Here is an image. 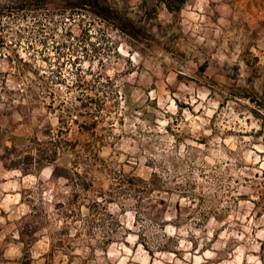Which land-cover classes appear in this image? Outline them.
<instances>
[{
  "label": "rangeland",
  "instance_id": "1",
  "mask_svg": "<svg viewBox=\"0 0 264 264\" xmlns=\"http://www.w3.org/2000/svg\"><path fill=\"white\" fill-rule=\"evenodd\" d=\"M0 264H264V0H0Z\"/></svg>",
  "mask_w": 264,
  "mask_h": 264
},
{
  "label": "trees",
  "instance_id": "2",
  "mask_svg": "<svg viewBox=\"0 0 264 264\" xmlns=\"http://www.w3.org/2000/svg\"><path fill=\"white\" fill-rule=\"evenodd\" d=\"M158 3L163 4L170 12L179 11L187 0H156Z\"/></svg>",
  "mask_w": 264,
  "mask_h": 264
}]
</instances>
